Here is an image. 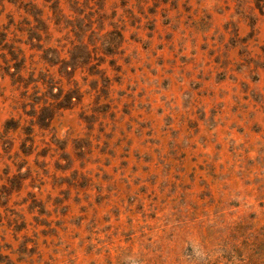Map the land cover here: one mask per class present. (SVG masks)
<instances>
[{"label":"rangeland","instance_id":"374dc122","mask_svg":"<svg viewBox=\"0 0 264 264\" xmlns=\"http://www.w3.org/2000/svg\"><path fill=\"white\" fill-rule=\"evenodd\" d=\"M0 264H264V0H0Z\"/></svg>","mask_w":264,"mask_h":264}]
</instances>
